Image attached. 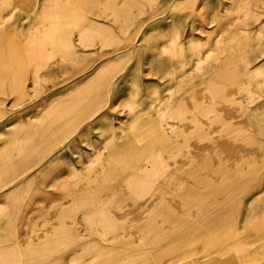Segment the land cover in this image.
Instances as JSON below:
<instances>
[{
	"label": "rangeland",
	"instance_id": "1",
	"mask_svg": "<svg viewBox=\"0 0 264 264\" xmlns=\"http://www.w3.org/2000/svg\"><path fill=\"white\" fill-rule=\"evenodd\" d=\"M79 1L82 11L77 13L50 8L47 1L8 0L7 8L0 2V52L9 57V62L0 61V171H9V188L23 194L30 192L36 182L46 180L48 170L57 164H70L64 171H70V180L75 175L82 177L85 169L92 167L105 173L106 161L110 163L111 159L103 160L114 148L124 147L127 134H134L142 121H157L154 131L148 130L153 137L159 132H179L183 127L178 119L180 98L187 94L185 98L195 100L196 92L203 104H213V111L198 118L201 132L214 133L211 139H202L197 145L204 153L199 182H222L213 171L218 166L230 167L222 146L237 151V158L249 159L256 170L247 172L244 183L223 186L226 195L222 196L226 198L221 209L215 205L217 210L206 207L203 212L204 207L185 201L197 200L204 187L196 188L193 183L190 188L179 186L196 180L190 177L194 164L192 140L185 146L187 151L167 155L165 160L156 154L158 150L152 151L144 158L153 159L151 171H141L142 165L135 164L134 169H121L118 174L138 178L142 173V179L147 181L145 176L152 173L155 186L146 196H159L166 201L165 207L146 206L144 200L135 197L144 193L104 186L103 182L89 187L91 196L77 191L81 184L70 194L93 203L94 222L90 226L86 222L71 225L73 233L87 226L94 231L98 226L95 211L99 213L103 208L107 221L112 223L103 228L108 232L104 246L117 247L126 255L114 256L102 249L84 253L76 240L69 243L70 253L58 254L56 261L61 256V264H206L213 260L215 264H227L236 256L249 264H263L264 1L110 0L112 3L106 2V17H93L85 9L88 0ZM170 59L184 64L167 68L164 63ZM5 69L7 72H3ZM182 75L186 78L180 84ZM213 75L216 81L211 79ZM99 76L110 79L106 88L94 80ZM84 84L90 87L82 88ZM66 98L78 103L74 107L65 105ZM99 99L97 113L84 120V112L91 109L89 104ZM69 109L72 112L65 113ZM185 109L190 112L192 108L187 103ZM56 115L54 122L51 119ZM74 117L77 120L72 126L58 128ZM226 124L228 129L224 128ZM189 125L188 121V135ZM48 126L56 133V144L38 145L39 130L48 131ZM26 132H30L32 142L38 140L37 145L44 151V156L40 154L27 162L26 166L32 165L27 171L22 162ZM228 134L233 135L225 137ZM177 141L179 137L165 136L163 145ZM177 167L178 173L174 170ZM180 168L187 170L180 174ZM61 169L56 166L53 176ZM174 174L180 177L168 185L161 183L166 175ZM102 186L107 189L99 190ZM112 192L124 194L131 202L104 205ZM155 210L161 216H155L152 232L158 234L154 239L139 228ZM88 232L93 234L90 229L83 237L90 239ZM73 251L77 258L72 256ZM87 253L93 258L82 256ZM168 259L172 262L165 263Z\"/></svg>",
	"mask_w": 264,
	"mask_h": 264
},
{
	"label": "bare ground",
	"instance_id": "2",
	"mask_svg": "<svg viewBox=\"0 0 264 264\" xmlns=\"http://www.w3.org/2000/svg\"><path fill=\"white\" fill-rule=\"evenodd\" d=\"M109 2H110V0L108 1V3ZM110 3H112V2H110ZM87 5H89V4L87 3ZM110 7H113V6L111 5ZM0 37H1V35H0ZM167 48H169V47L166 46L165 49H167ZM164 51H166V50H164ZM164 64L166 65V67L167 66L173 67L174 65H183L184 63H182V62L181 63H175L173 60L170 59V60H166V63H164ZM102 76H99V77H97L95 79L93 78V79L98 80V82L101 84L102 88H104V87L106 88L107 82L110 79L108 77L106 78V76H104V77H102ZM185 78H186V76L182 75L180 77L179 83L182 84L184 82ZM211 79L213 81H216V78L214 75L211 77ZM86 84H84L81 87L82 88L83 87L89 88L90 86H88ZM167 85H169V84L167 83ZM21 88H22V86H21ZM11 89H12V87H11ZM212 89L215 91V85L212 86ZM21 92H22V89H21ZM195 96H196V99L190 100V101H189V99L185 98V97H189V95H187V94L180 98V106L178 107V111L180 112V114H178L179 115L178 119L180 121V124L183 126V127L181 126L182 127L181 130L179 132H175L176 130L175 131L170 130L167 133L164 132L165 133L164 135L167 137V139H168V137L169 138H178L179 137V141H177L176 143L169 144V145H163L164 144L163 140L165 139V136L162 134V132L157 133V135H155L154 137L152 136L153 132H150L153 130L154 125L157 121L155 119H153V120L149 119V120L142 121V123L135 129L134 134L131 132H129L127 134V136H126L127 137V144L124 147L118 148V149L112 148L113 150L110 149L111 153H109L107 155L106 159L103 160V161H106L108 159H111L110 163H108L106 161L107 167H106L105 173L102 172V174H101V172H98L99 171L98 168L96 169L95 167L94 168L92 167L90 169H85L86 170L85 174H82L83 175L82 177H78L75 175V177H74L75 179H72L71 181H67V183H66L65 181L61 180V178H63L64 175H63L62 171H60L59 173H56V175L53 176L54 180L52 181L51 186H54L55 188H58L59 190H61V188L64 186V184H71L73 181L76 185L81 184V185H84L85 187L89 188L92 185L94 186L95 183L99 182V184H100L101 182H103L104 186H106V185L108 186L110 184V186H112V187H114V186L124 187L133 193H137V194L138 193H144V195L142 197H140L139 195H137L135 197L136 198L139 197V199L144 200L143 204L146 206H149V207L155 206V207H160V208L165 207L167 204L166 201L163 199H160L159 196L154 195V194H152L151 196H146L150 192L151 187L155 186L154 182H153L155 176H152L153 175L152 173H150L149 176L144 175L147 179V181H144L142 179V176H143L142 173L138 176V178L135 176H129V175L127 177H125L124 175L120 176L118 174V171L119 170L122 171L121 169H123V171L134 169L135 164H137L138 167H141V165H142L141 168H143V169H141V171H151V170H149V168L151 169L153 167L152 166L153 165L152 164L153 159L151 157L144 159L148 155V153L155 151V150L156 151L158 150L157 153L156 152L155 153L161 159L165 160L167 158V155L169 156L170 154L175 153L177 151H180L181 153H182V151H184V152L187 151L185 146L188 145L189 140H192V144H193L194 148L191 150V153L193 154L194 158L191 160V162L194 164L192 166L193 171H192L190 177H191V179L196 178V180L193 182H190L188 185H183V183H179V186L190 188L192 186V183H193V185L194 184L197 185L196 188L204 187V191H201V194L198 195L197 200H193L191 198H188L185 201V204H188V205H190V203H195L197 205L199 204V206L204 207L202 209L203 212L206 209V207L208 209L213 208L215 210L221 209L222 202L225 201L224 198H226V197L222 196V195H226V193H224L223 186H232L234 183H241L242 181H243L242 183H244L245 177L248 176L247 172L249 170H251V171L256 170V167L254 165H252V163H249L250 162L249 159L237 158L236 157L237 151H235L234 149H230L227 146H222L221 150L225 154V156L227 157L226 160L231 161L230 165H229L230 167L224 165V166H218L219 168L213 169L214 173L219 174V176L222 179V182L219 184H214V185H212L213 183L208 182V181L199 182L197 177L202 172L203 167H204V165H202L200 163V160H201L204 153H203V149L202 148L199 149L197 145L200 142V140H202V139L203 140L204 139L205 140L211 139L214 136V133L211 131H210L211 133H202L201 132V125L199 124L198 118L200 115H205L206 111H213V104H203V102L201 100H198L199 96H200L199 92H196ZM73 97L75 98V95H71L70 98H73ZM70 98H66V100H65L66 104L65 105H68V106L72 105V107H74L78 102H75V100L73 102H71ZM98 102H100V99L89 104V107H91V109L90 108L86 109V111L84 112V113H86L84 120L89 119L90 116H93L95 113H97L96 107L98 106V104H97ZM187 103L192 108L190 112H188L185 109V104H187ZM170 111H171V109H170ZM67 112H72V109L65 111V113H67ZM168 112H169V110H168ZM168 112L163 114L164 117H166L165 114H167ZM55 114H57V113H55ZM104 117H106V116H104ZM48 119H50V118H48ZM56 119H57V115L52 116L51 120H53L54 122H57ZM76 120H77V117H74V118H72V120L70 122H67V123L65 122L61 126H59L58 128L65 129L66 126L70 127L73 125V123ZM148 121L150 122V124L146 123ZM188 121L190 124L189 125L190 130H191L189 135L186 132ZM42 126L45 127L46 125H42ZM42 126H40V127H42ZM47 128H51V127L48 126ZM54 128H56V126H54ZM224 128L228 129L229 127H227V124H226V126ZM42 130H39L41 133V136H40L41 142H42L40 144L41 146L45 142L48 144H51V145H52V143H56V140H55V142H49L50 139L56 138V133L51 131L52 128L48 131L47 130L42 131ZM148 130H150V131H148ZM148 133L150 135H148ZM232 135L233 134H228L225 137H232ZM8 136H9V134H8ZM24 136H25L26 141L28 143V147H27V151H26V164H27V162H29L30 159L38 158V156L44 151L42 150L43 148L41 149V146L39 147L38 145L36 146L35 144H32L30 132H26ZM110 145L111 144H107V147H110ZM35 146L37 147V149L35 148ZM28 149H29V152H28ZM41 155L43 156V154H41ZM182 158L183 157L181 156V161H184V159H182ZM30 167H32V165L27 166L28 169ZM171 169H173V168H171ZM174 170L178 173L179 168L178 167L174 168ZM186 170L187 169L180 168V174ZM180 174L166 175L165 180L161 181V183L164 182L166 185H168L170 183V181H172L173 178H179ZM129 177H133V178H129ZM194 182H196V183H194ZM155 188H157V187H155ZM105 189H107V188H104V190ZM101 190H103V188ZM236 193H238V192H234L235 195H237ZM64 196L65 195L62 194V196H60L59 198H63ZM104 202L107 204L119 205V204H122L123 202H131V200L128 197L126 198V196L124 194H122V196H121L117 192H112L109 199L107 198L106 200H104ZM50 205H52V204H50ZM71 205H72V203H71ZM215 205L217 206V209L215 208ZM155 216L159 217L161 215L156 214V210L152 213H149L145 219L146 222L140 224L141 227L139 228V229H141L142 234H146V235H148V237L153 236L154 239L157 237V234H158L156 231L152 232V228L156 225V222H157V218ZM171 216H173V215H171ZM205 216L206 217L209 216L211 218L212 217L216 218V215L210 216V215L206 214ZM164 217H166V216H164ZM54 222H57V221H54ZM110 223L111 222L107 221L106 225H109ZM109 226H111V225H109ZM90 246H91L90 248L92 250H96V249L101 250V248H99L94 243L91 244ZM102 251H104V252L106 251V254H111L114 256H117V255L118 256H125L126 255L123 252L121 253L117 247H112L109 249V246H108V248L102 249ZM153 252L156 253L157 252L156 249H154ZM234 258H235L234 260L231 259L225 263H227V264H249V263L245 262V260L241 261L240 257L234 256ZM235 261H237V262H235ZM171 262H172V259H170V260L168 259V260H166L165 263H171ZM215 263H216V260L215 261L213 260L212 262L206 263V264H215ZM187 264H199V263H197L196 261H193V262H188ZM263 264H264V260H263Z\"/></svg>",
	"mask_w": 264,
	"mask_h": 264
},
{
	"label": "crops",
	"instance_id": "3",
	"mask_svg": "<svg viewBox=\"0 0 264 264\" xmlns=\"http://www.w3.org/2000/svg\"><path fill=\"white\" fill-rule=\"evenodd\" d=\"M1 1L4 5V8L10 6V4L7 2L8 0H0V2ZM38 1L50 2V8H54L56 6V9L63 8L66 11L70 10L76 13L77 11H82V9L79 8L78 5V3H80L79 0H37V2ZM107 1L109 0H88L87 3L89 5H87L85 9L86 11L91 13L90 15H92L93 17H106L109 14L108 8L106 7ZM128 1L133 3H140V1L142 0ZM185 1L203 2L205 0H183V2ZM54 2L56 3V5L54 4ZM5 10L1 12H4ZM86 11L85 14H89ZM93 12L95 14H93ZM45 16L48 17L49 15ZM0 59V61L2 62H9V57L4 52H0ZM5 71L6 69L4 70V72ZM2 74L7 76V73ZM24 139L25 152L22 153V156H24L22 162H24V166L26 168L25 171H27L28 168L26 166V151L28 143L26 141V138ZM38 140L41 141V138ZM38 140H33L34 142H32V144L37 145ZM55 140L56 138H52L49 142H55ZM41 143L42 142H38V145H40ZM17 149H19V147H17ZM16 153L17 155L19 154L18 150H16ZM58 165L61 166V170L64 175L61 180L65 181L66 183L67 181H71L69 178L71 177L70 171L64 172L65 170H69L70 164L64 163L53 165L50 170H48L47 176L45 177L46 180H39L38 182H36V184L33 185L30 192L26 191L25 194L19 193V191L15 192V188H9V171H0V264H61V256L59 259L57 258V261L56 256L62 252L65 255L69 254V243H75L77 241L79 245L82 244V246H79L80 251L87 250L88 252H92L93 250L90 248V245L92 243H95L101 249L107 248V246H104V242L106 243V241L108 240V232L107 230H103V228H105V226L107 227L106 224L108 217L105 215V212L103 214V208L101 209V211H99V213L97 212L98 210L95 211L96 215L94 219L97 221L98 226L93 231L92 228L88 227L92 222H94L91 216L93 203L90 200L82 201L78 200L79 198L75 199L76 197L70 196L72 191L77 190L78 185H76L72 181L71 184H64L61 190L55 188L54 186H51L50 183L53 180V172ZM17 168H19L18 165ZM102 188H100L99 190H101ZM78 189L79 190L77 191L79 193L86 196H91V191L88 187L81 185ZM87 190L89 191V193L85 194V192H88ZM99 190L98 193L104 191ZM62 194H64L65 196L63 198H59L60 196H62ZM71 199L75 200L72 201ZM103 204H106V206H110V204H107L104 201ZM111 205L114 206L115 204ZM77 222L83 224L86 222V225L88 224V226L86 228L78 227L76 229L77 233H73L74 229L72 228L74 227L71 225H75V223ZM98 228H100V233H98ZM90 229L91 232H93V234L88 232L90 233L88 235L90 239H88L87 237H83L86 231H89ZM92 236H96L94 237L96 238L95 241L99 242H93L94 238L91 239ZM84 243L88 244L84 245ZM85 255L93 258L90 253L83 254L82 256ZM72 256L77 258V254H75V251H73ZM63 257L66 258L67 256ZM90 264H93L92 261H90Z\"/></svg>",
	"mask_w": 264,
	"mask_h": 264
}]
</instances>
